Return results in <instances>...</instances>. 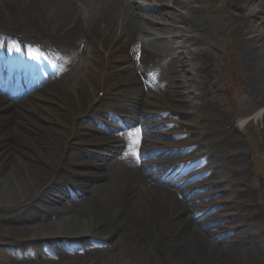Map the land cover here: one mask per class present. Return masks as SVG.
Instances as JSON below:
<instances>
[{
  "label": "bare ground",
  "instance_id": "obj_1",
  "mask_svg": "<svg viewBox=\"0 0 264 264\" xmlns=\"http://www.w3.org/2000/svg\"><path fill=\"white\" fill-rule=\"evenodd\" d=\"M187 1L184 11L176 13L164 7L172 3L181 5L177 0H83L82 4L71 0H0V49L3 51L11 54L13 49L20 50L24 43L22 49L28 52L35 49L31 43L39 47L44 43L45 46L60 44L65 50L82 48L87 54L84 67L59 73L49 80L47 87L22 103L10 105L0 100V208L6 213L0 215L5 224L0 240L6 246L30 241L46 247L64 238L88 240L91 236L98 237L99 242L112 241L113 247L136 255L141 264H227V254H236L231 240H218L214 248L220 256L217 261L215 254L210 255L205 237H209L206 232L220 236L224 230H230L239 235L245 252L244 258H235L233 264H241V261L242 264L252 261L263 264L264 246L254 240L262 233L244 227L245 215L252 220L254 217L259 219L260 214L253 187L248 186L247 172L241 164L235 162L226 171L225 168L222 170L224 176L234 177L235 202L225 194L199 202L195 196L187 197L189 193L184 191H181L184 199L181 202L173 190L158 183L159 178L165 176L169 182L181 184L183 181L172 173L175 169L154 160H144V156L153 151L159 155L168 150L186 149L187 152H181L184 155L178 159L187 158L190 162L197 157L196 153L206 156L214 148L243 143L227 129L225 123L230 119L220 112L218 96L209 88L221 64L217 57L201 52L193 54L192 60L205 76L209 89L196 98L198 102L189 99L181 104V99L170 90V84L163 97L158 89L159 80L156 82L154 78L159 71L146 67L151 59L163 58V52L159 51L161 45L153 38L149 26L168 18L181 24L185 32L197 33L203 27L202 0ZM254 1L257 0H228L242 24L239 57L247 71L246 85L252 108L264 107V24L263 28H258L250 18L264 14V0L258 3L262 8L255 15L242 12ZM254 32L256 34L252 35ZM19 33L23 43L16 39L15 35ZM139 43L143 46L140 54L144 65L136 67L141 50ZM167 53L165 56L169 57V66L173 68L171 80L176 78L177 62L183 58L175 53V49ZM83 68H87V75ZM143 78L153 85L145 88ZM95 90L96 94H93ZM98 92H104L105 96L99 98ZM113 106L117 108L113 109ZM127 106L140 115L134 117V122L142 127L147 137L144 144L151 141L153 146L143 148V159L137 171L129 172L132 161L123 154L104 174L100 150L108 140L96 137L104 129L91 125L90 121L99 117L104 124L110 123V127L115 128L114 123H120L119 116ZM187 108L197 111L200 119L183 117L180 111ZM160 111L169 114L163 118ZM172 116L179 119L173 120ZM257 124L262 126L260 134L264 146V115ZM156 126L166 130H156ZM161 137H174V141L163 142ZM242 153L241 149H235L213 158L206 157L220 162L235 159ZM210 168L207 174L216 176V169L211 164ZM98 175L107 176V183L91 184V179ZM63 176L69 177L75 187L91 193L78 201L84 202L85 210H79V216L70 219L64 217L71 212L73 215L75 202L56 210L50 206L66 196L64 191L51 190L52 182ZM62 179L66 181L65 177ZM13 187L17 195L13 193ZM227 187L221 185L215 191L222 193ZM210 208L214 212L201 221L206 226L202 232L194 218L199 220L200 214ZM19 210L21 213L13 215ZM247 211L250 213L240 215L242 220L235 216L230 225L225 226L226 215ZM251 212L257 213L253 217ZM94 213L102 217L87 218ZM40 215L49 216L48 224L37 221L36 217ZM78 219L82 224L77 222ZM20 221L23 223L16 226ZM246 238L252 241L246 243L243 241ZM143 252L149 258L140 257ZM61 264L92 263L64 258Z\"/></svg>",
  "mask_w": 264,
  "mask_h": 264
},
{
  "label": "rangeland",
  "instance_id": "obj_2",
  "mask_svg": "<svg viewBox=\"0 0 264 264\" xmlns=\"http://www.w3.org/2000/svg\"><path fill=\"white\" fill-rule=\"evenodd\" d=\"M148 1V0H147ZM181 5L176 6L174 3L171 5H166L164 8L165 10L173 11L176 13L184 11L185 3L187 4V0H177ZM187 1V2H186ZM183 2V3H182ZM258 3H261V0H257L252 2L248 7L242 9V12L245 15H255L258 10L262 7H258ZM188 5V4H187ZM186 5V6H187ZM263 6V4H262ZM200 7L202 8V24L203 27L197 33L194 32H185L181 27L182 25L179 23H175L172 20L165 18L164 20H160V22H156L155 25L149 26V30L152 31L154 35L153 38L157 40L159 45V51L163 52V58H153L150 60L148 65L146 66L148 69H155L158 70L157 79H159V93L165 97L167 94L166 88L169 82V77L173 73L172 66H169V57L167 52L175 49V53L182 56L183 61L177 62L179 65V71L176 74V78L170 83L172 87L170 88L173 91L177 98L181 99L183 104L185 100H195L196 98L199 99L200 96H203L207 89L208 85L205 82V76L199 72V69L196 65V61L192 60L194 52H201V53H208L212 57H217L221 64L217 69V75L214 77L215 79L212 80L211 85H209L210 90L213 89L214 94L218 96L219 103H221L220 112L227 115L230 119V122H226L228 127H232V136H237L238 141L239 139L242 140V144L240 143H232L228 147L222 148H215L208 152L212 158L215 155H221L224 153H230L236 150H242V155L229 160H223L217 162L219 160L211 161V158L208 156L209 161L213 166H215L217 171L218 177H214L215 181L218 183H222L224 186L228 185L227 192L225 193L227 197L231 199H235V189H233L229 184L232 183V180L225 178L223 174V169L226 171L227 167L235 162H238L243 167H245L248 175V186L253 187L255 200L258 204L257 212L260 214V218L254 217L257 213L251 212V216L253 215L254 219H247V215H245V224L244 227L248 229H252L254 232H260L261 235L254 238L261 242L264 246V154H263V140L261 138L260 129L262 126L257 124L259 118L263 117L264 115V107H251V98H249V94L247 91L246 85V78H247V71L245 67L241 63V58L239 57L240 54V40L242 31V24L239 22L236 13L228 4V0H202L200 3ZM253 20V23L256 27H262L264 24V14L258 15V17H250ZM152 27V28H150ZM18 32V31H16ZM254 32L252 35H255ZM19 38H23L22 34H16ZM140 45V43H139ZM138 45V46H139ZM55 46H59V44L44 47L46 50H52ZM137 46V49H138ZM145 47V46H144ZM87 50V49H85ZM57 55L60 54L59 50ZM62 54V53H61ZM162 55V53H161ZM87 57L86 52H82V48L80 50H73L68 49L67 52L63 55L61 63V71H70L73 69H77L78 67H84V60ZM61 60V59H60ZM143 66V63H139V59L136 61L135 65ZM70 69V70H69ZM72 69V70H73ZM74 71V70H73ZM87 75V68H83V73ZM145 82V80H143ZM169 89V88H168ZM209 90V89H208ZM96 94V90L93 92ZM102 97V96H101ZM127 98V97H125ZM169 102L171 100L167 98ZM184 100V101H183ZM126 102V100L124 99ZM199 100H195V102ZM173 103V102H172ZM121 110V109H120ZM174 111V110H173ZM165 118L168 116V111H161ZM176 113V111H174ZM183 117H188L191 119H198L200 115L197 111L192 110V108H187V110L180 111ZM178 114V113H177ZM171 116V115H169ZM173 120H178L177 117L172 116ZM91 125H97L98 127H102V123L99 119L95 118L93 121H90ZM225 123V124H226ZM171 124V123H170ZM50 125V124H46ZM172 125V124H171ZM103 129V127H102ZM156 130L163 131L166 130L164 127H157ZM97 135V134H96ZM110 135L109 132L103 131L96 137H108ZM166 138H161L163 142H165ZM167 140V139H166ZM19 141V140H18ZM22 141V140H20ZM172 141V140H168ZM79 146V145H78ZM109 149L107 145H104L100 152L102 151L104 154L108 153L106 150ZM171 155H175L173 153L159 156L158 159L160 161H168V158ZM155 159V158H153ZM207 159V157H206ZM217 162V163H216ZM106 164V163H105ZM200 164H203V158L200 160ZM102 171H107L108 165H104ZM99 177L101 175H98ZM66 179L63 180L62 178ZM59 181L55 180L52 182L51 190L57 193H69L67 197L61 198L62 201H56L50 204L53 208L52 210L58 209L60 206L66 205L71 206L72 202H75V208L73 210V215H66L64 218L67 219L71 216H79V210L83 212L85 210L84 205L81 201L80 192L83 190L77 189L80 192H75V187L71 184V180L69 177L63 176L58 178ZM102 178H92L91 184L98 185L103 180ZM70 180V183L67 181ZM69 182V181H68ZM196 184L201 183L200 177L194 180ZM200 191L206 193L208 189L202 188L199 189ZM198 190V191H199ZM197 191V192H198ZM16 193V188L13 187V193ZM74 192L72 195L71 193ZM196 192V193H197ZM84 193L86 191L84 190ZM78 194V196H76ZM82 194V193H81ZM17 195V193H16ZM224 195V192H222ZM237 197V196H236ZM98 198V196H97ZM60 199V200H61ZM235 202V200H234ZM60 203V204H59ZM62 204V205H61ZM72 209V208H71ZM70 209V210H71ZM5 210L0 208V215L4 214ZM69 211V210H68ZM88 211V208H87ZM212 210H209V212ZM208 212V213H209ZM214 211H212L213 213ZM19 212H15L13 215H16ZM227 213V212H226ZM250 213L242 212L240 214H233L231 217L227 219L225 222V226H229L231 220L234 216L240 217L242 214ZM6 214V213H5ZM32 216V214H31ZM48 215L44 216H37V221L40 224H48L50 221ZM91 217L94 218H101L100 214L94 213L92 216H88L87 218L90 219ZM202 217V216H201ZM200 217V218H201ZM56 218V217H54ZM98 218V219H99ZM206 218V217H205ZM202 217L201 220L198 218H194L198 221V229L202 232H205L206 226L201 224L202 220H205ZM227 218V217H226ZM86 219V220H88ZM242 220L243 218L240 217ZM80 219L77 222L82 224ZM85 220V219H83ZM89 221V220H88ZM23 222H19L16 226H20ZM4 222L0 220V234L3 233ZM209 225V224H207ZM178 232V231H177ZM228 231L224 230L221 232L220 236L217 235H209L207 232L206 234L209 237H205V241L208 243V250L211 251L210 255L215 254L216 259L219 258V252L215 253L214 248L215 245L218 244V240L220 239H227L233 241L235 247L234 251L236 254L230 255L227 254L226 260L227 264H233L234 259L242 260L245 256V252L243 253V245H241V239H239V235L236 232L230 234H223ZM239 239V243L235 242ZM96 240H99L98 237H93L92 240H82V239H74L69 241H59L61 244L58 247H55V251L58 253H51L47 252L44 249H40V247L35 246L30 241L23 242L22 244H18L14 247H7L4 245L2 240H0V264H61L64 258L70 259L72 261H89L92 264H141V261L134 256V254H129V252L119 249V247H113L112 241L110 242H103V243H95ZM246 243L252 241L250 238H246ZM242 241V242H243ZM213 249V250H212ZM139 252H137L138 254ZM161 256V255H160ZM142 258H149V255L145 252L142 253ZM161 259V258H160ZM214 260H212L213 262ZM218 261V260H217ZM220 261V260H219ZM162 263V262H161ZM251 263H254L252 261ZM249 263V264H251ZM147 264V263H146ZM153 264V263H148ZM163 264V263H162ZM180 264V263H176ZM242 264V261H241ZM264 264V260H263Z\"/></svg>",
  "mask_w": 264,
  "mask_h": 264
}]
</instances>
